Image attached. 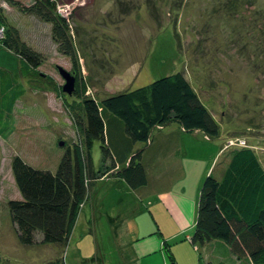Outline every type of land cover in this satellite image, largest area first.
Masks as SVG:
<instances>
[{"label":"rangeland","instance_id":"obj_1","mask_svg":"<svg viewBox=\"0 0 264 264\" xmlns=\"http://www.w3.org/2000/svg\"><path fill=\"white\" fill-rule=\"evenodd\" d=\"M16 1L30 4V0ZM57 6L61 16L68 18L77 69L52 41L50 25L7 4L0 8L7 26L45 58L37 72L60 88L57 96L27 88L25 97L17 101L10 133L0 139V260L55 264L61 258L65 264H135L128 245L140 229L165 242L176 264H215L214 259L223 254L215 250L214 242L204 250L184 240L195 225L204 179L195 186L197 192L187 191L182 210L179 192L195 182L189 179L199 162L205 168L223 160L231 147L239 145L240 137L260 148L257 152L264 165V0H58ZM4 37L5 30H0V42ZM4 52L0 49V68L15 67L12 55ZM59 70L73 77L78 70L81 91L98 100L183 73L215 116L220 138L210 142L197 133L171 146V171L159 176L155 167L148 170L147 192L156 191L151 194L158 198L149 194L152 197L139 200L116 180L97 183L92 190L94 215L79 214L66 247L24 248L18 244L7 206L9 200L20 199L11 174L12 158L18 156L38 170L55 171L66 144L79 142L68 113L76 98L61 92ZM233 136L237 141L227 140ZM60 142L65 146L59 147ZM99 147L95 143L91 152L96 166ZM157 147L158 141L146 150V163L156 164L158 156L163 160L165 154ZM181 166L186 173L182 182L175 183L181 179ZM164 191L172 195L170 205L160 197ZM127 226L133 229L131 234ZM169 235L174 236L168 239Z\"/></svg>","mask_w":264,"mask_h":264},{"label":"trees","instance_id":"obj_2","mask_svg":"<svg viewBox=\"0 0 264 264\" xmlns=\"http://www.w3.org/2000/svg\"><path fill=\"white\" fill-rule=\"evenodd\" d=\"M2 4L50 25L52 41L77 69L68 18L58 12V0H30L27 6L16 0H0V8ZM0 30H5L0 49L16 61L13 68H0L3 139L10 133L17 101L25 97L27 88L56 96L60 88L52 78L40 76L37 69L45 58L22 42L18 31L7 26L3 18ZM72 74L77 82L72 95L76 99L68 113L78 144H66L55 171L35 169L18 156L11 160L20 199L9 200L7 206L18 244L24 248L66 247L82 208L92 202L97 183L116 180L135 193L146 190L148 170L154 168L153 163H146V150L162 130L177 127L186 135L200 133L210 142L220 138L215 116L183 73L102 100L84 95L80 73L74 70ZM230 138L237 141L236 136L227 140ZM240 138L244 146L231 147L203 178L195 225L184 239L192 247L207 249L214 242L215 250L223 254L214 259L215 264H264V165L257 152L260 148ZM95 143L100 145L97 166L91 156ZM176 151L174 155L178 156L179 149ZM164 246L168 264H176L168 246ZM55 262L65 264L61 258ZM0 264L12 263L0 260Z\"/></svg>","mask_w":264,"mask_h":264},{"label":"crops","instance_id":"obj_3","mask_svg":"<svg viewBox=\"0 0 264 264\" xmlns=\"http://www.w3.org/2000/svg\"><path fill=\"white\" fill-rule=\"evenodd\" d=\"M194 134H197V133H194ZM185 135L186 134H184L177 127H171V128H168V133H162L161 135H158L157 137H155V142L158 141V145L162 146L161 147V151L164 152V154H165L163 156V160H161V157L158 156L156 164L154 163V165H153L156 168L155 171L156 172L159 171V174H158L159 176L160 175H167L168 171H171L172 154H171V148L170 147L173 144V142H175V145L178 146L179 143L177 141L181 140ZM152 145L154 146V144H152ZM176 152H175V154H176ZM215 155H216V153H215ZM211 156H214V152L211 154ZM211 156H209V157H211ZM175 157H177V156H175ZM217 158H219V155H217L216 159ZM219 161H220V159H218L212 166L208 165L205 168H203V166H202L203 163L199 162L197 171L195 170L197 168V166L194 168L193 175L191 176V178L189 180H194L195 179V182L194 183H190L189 185L185 186L184 188L180 187L181 191L179 192V196L181 198V210L187 204V202H186L187 200L184 199V197L188 196L187 191H189L190 193H192V192L195 193V191L197 192L195 186L200 183V181L203 179L205 174H207L209 171H211V169ZM178 166H179V164H178ZM178 172L181 175L180 176L181 179L175 181V183H179L178 181H181V182L183 181V178H184L183 174L186 173V169L183 168L182 171H181V168H179ZM148 178H149V176H148ZM116 182L121 183L119 181H116ZM164 190H166V189H164ZM147 191L148 190L146 188V190H143L142 192L135 193V192L132 191V193H135L139 197V200L141 198H143V197L144 198L152 197L151 195H153L152 198H155V199L159 197V196L156 197V195L151 194L152 192H154L156 194V191H152V192L151 191L147 192ZM149 194H151V195H149ZM161 195H160V197H163V198H161L163 200V203L167 202V205H168L169 204V200L172 197V195H169L168 191H164L163 193H161ZM190 196H194V195L190 194ZM170 201H172V200H170ZM176 204H177V202H176ZM164 206L166 207V205H164ZM93 207H94V202H92V203L90 202V204H89V202H87L84 205V207L82 208L80 213L83 212L84 214H86V218H88L90 215L93 216L94 215ZM166 210H167V208H166ZM95 211H96V208H95ZM132 231H133V229L130 226H127L126 232L131 234ZM182 232H183V230L175 233V235H179ZM144 234H146V233H142L140 231V229H139V230H137V236H136V230H134V235L136 237H134V238L132 237L133 239L130 241V242H132V245H128L129 246V250L131 252V256L133 257L132 258L133 262L135 264H136V261H137V264H168V260L165 257V246L164 245L166 243L163 242L162 240H159V239H158L159 240L158 241L155 237H152V235L146 236ZM173 236L174 235H169L167 238L170 239ZM189 236H190V234L188 236H186V237L188 238ZM202 249L207 250V248H202ZM138 259H139V261H138Z\"/></svg>","mask_w":264,"mask_h":264},{"label":"water","instance_id":"obj_4","mask_svg":"<svg viewBox=\"0 0 264 264\" xmlns=\"http://www.w3.org/2000/svg\"><path fill=\"white\" fill-rule=\"evenodd\" d=\"M59 75L63 79L62 84V93L67 96H72L75 91V78L71 76L69 73L64 72L63 70H59ZM64 144L62 142L59 143V147H63Z\"/></svg>","mask_w":264,"mask_h":264},{"label":"built area","instance_id":"obj_5","mask_svg":"<svg viewBox=\"0 0 264 264\" xmlns=\"http://www.w3.org/2000/svg\"><path fill=\"white\" fill-rule=\"evenodd\" d=\"M240 145H241V146H244V142H241V141H240V142H239V146H240Z\"/></svg>","mask_w":264,"mask_h":264}]
</instances>
